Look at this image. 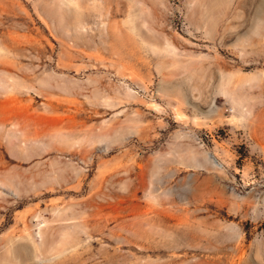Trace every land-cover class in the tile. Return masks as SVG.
I'll use <instances>...</instances> for the list:
<instances>
[{"label": "rangeland", "instance_id": "obj_1", "mask_svg": "<svg viewBox=\"0 0 264 264\" xmlns=\"http://www.w3.org/2000/svg\"><path fill=\"white\" fill-rule=\"evenodd\" d=\"M0 264H264V0H0Z\"/></svg>", "mask_w": 264, "mask_h": 264}]
</instances>
